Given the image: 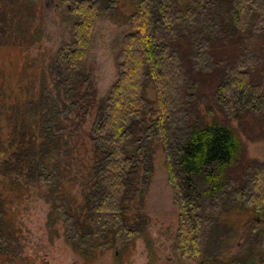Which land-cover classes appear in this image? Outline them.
<instances>
[{"label": "trees", "instance_id": "trees-1", "mask_svg": "<svg viewBox=\"0 0 264 264\" xmlns=\"http://www.w3.org/2000/svg\"><path fill=\"white\" fill-rule=\"evenodd\" d=\"M20 2L0 0V47L24 39ZM127 5L118 77L98 100L84 60L99 21L117 20ZM68 15L71 41L50 61L52 85L42 77L24 87L5 135L0 127V258L21 249L16 220L4 217L10 196L24 200L42 186L49 217L84 264L119 254L149 225L144 207L161 149L182 256L248 264L208 250L225 214L264 212V161H250L241 141L251 131L264 138V0H73ZM248 231L264 252V234L255 224Z\"/></svg>", "mask_w": 264, "mask_h": 264}, {"label": "rangeland", "instance_id": "rangeland-1", "mask_svg": "<svg viewBox=\"0 0 264 264\" xmlns=\"http://www.w3.org/2000/svg\"><path fill=\"white\" fill-rule=\"evenodd\" d=\"M72 2L73 0H21L19 3L18 15L24 28L19 26L18 29H23L16 33L21 31L19 35L24 39L16 41L17 43L14 39L13 44L18 47H0L2 134L7 133L12 106L24 104V87L31 89L33 82L37 86L42 77L46 86L52 85L50 78L54 73L50 70V61L61 46L71 41L68 11ZM127 6L123 7L117 20L111 21L103 17L99 21L92 47L84 60L85 69L92 75L98 100L107 95L118 77L116 56L120 40L129 31L128 25L124 23L125 16L131 11V7ZM36 31H39L38 41L31 45ZM23 43L24 46L21 47ZM92 111L83 126L84 132L89 131L91 126ZM84 132L85 145L90 147V140ZM251 133L252 131L241 133L246 155L250 161H264V138ZM154 165L155 174L144 207L149 225L130 245L122 247L119 254L111 249L96 264H203L202 258H184L177 247V209L167 182L168 172L161 149L156 152ZM72 183L74 184L71 186L78 189L74 180ZM32 190L28 194L29 198L26 195L24 200H16L15 195H12L5 205V220H16L14 223L17 225L21 249L15 257L10 255V259L4 254L0 258V264H84L75 248L66 242L63 223L49 217L53 208L52 201L46 195L48 188L42 186ZM3 195L5 197L6 193ZM261 216L259 223L253 211L235 209L225 214L220 219L222 227L216 232V244L211 245L208 252H216L218 259L224 263L238 258L247 262H251V258L255 256L261 258L258 255L264 252L260 248H252L248 231V227L255 224L258 231L264 234V212ZM17 219L20 221L17 222ZM214 263L212 261L209 264Z\"/></svg>", "mask_w": 264, "mask_h": 264}, {"label": "flooded vegetation", "instance_id": "flooded-vegetation-1", "mask_svg": "<svg viewBox=\"0 0 264 264\" xmlns=\"http://www.w3.org/2000/svg\"><path fill=\"white\" fill-rule=\"evenodd\" d=\"M257 222L261 223V220L259 219ZM261 260L264 261V258H261ZM248 264H264L263 262H261L259 260V258H256V257H252L251 258V262H247Z\"/></svg>", "mask_w": 264, "mask_h": 264}]
</instances>
